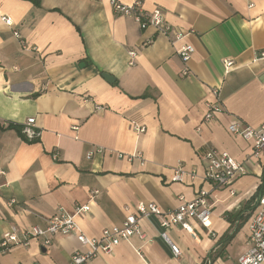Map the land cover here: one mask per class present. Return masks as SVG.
I'll return each mask as SVG.
<instances>
[{"label": "crops", "instance_id": "1", "mask_svg": "<svg viewBox=\"0 0 264 264\" xmlns=\"http://www.w3.org/2000/svg\"><path fill=\"white\" fill-rule=\"evenodd\" d=\"M142 7L162 10L173 33L143 30L117 14L111 0H41L39 6L0 0V239L12 228L22 237L79 206H89L77 223L90 238L122 226L140 203L175 209L199 189H211L202 153L214 148L247 161V173L212 193L210 228L190 218L193 233L165 231L160 217L145 218L146 239L122 241L92 264H238L259 211L254 197L264 182V150L248 161L252 142L232 135L228 125L264 124V58L254 61L264 51V0H143ZM176 31L185 38L174 44ZM182 44L195 49L187 65L177 54ZM131 50L138 52L134 66ZM226 60L235 63L229 73ZM213 88L220 89L224 113L203 123ZM32 118L41 133L33 142L23 133ZM99 148L105 152L88 159ZM139 153L142 159L118 156ZM179 163L196 172L193 183L171 182ZM80 250L73 236L54 237L48 247L33 239L0 254V264H70Z\"/></svg>", "mask_w": 264, "mask_h": 264}, {"label": "built area", "instance_id": "2", "mask_svg": "<svg viewBox=\"0 0 264 264\" xmlns=\"http://www.w3.org/2000/svg\"><path fill=\"white\" fill-rule=\"evenodd\" d=\"M143 0H136L132 5H126L118 0H111V5L117 14L134 18L143 30L153 28L157 34L170 36L173 33L172 26L167 23L162 10L154 9L151 12L144 11L142 7ZM252 6V4H250ZM3 21L9 25H13V21L9 17H3ZM20 38L18 32L15 33ZM185 35L176 31L172 42L174 44L182 42ZM152 40H146L143 45L147 46ZM24 48L27 47L23 43ZM195 49L190 44H182L177 49V54L182 62L187 65L193 57ZM130 66L136 64L138 52L131 50L128 53ZM264 58V51L259 53V57L254 60ZM225 73H229L234 69L235 63L231 60L224 61ZM188 74V70H184V75ZM214 101L207 103V111L203 118V123L213 122L217 116L224 113L222 101L220 99V89L213 88L211 91ZM35 119H29L23 129L26 138L34 141L39 139L41 133L33 128ZM75 130L78 127H74ZM199 130V129H198ZM229 132L237 137H241L253 144L252 154L247 159L260 157L264 150V124L260 127L253 128L244 126L240 121H233L228 125ZM136 131L144 133V127H137ZM103 149H95L88 153V159H93L97 155H102ZM121 159H142V155L135 154L132 156L118 155ZM53 158L58 159L54 154ZM205 162L204 182L210 186V190L201 188L196 191L194 199L186 201L182 199L181 205L169 211H163L155 203H140L136 207L135 212L127 215L122 226H114L103 230L102 235L98 238H90L86 236L77 223V217L86 216L89 213V206L77 207L74 214H70L64 210L59 211L46 220L44 227L33 226L22 232L20 237L19 231L12 228L9 232L2 235L0 239V254H5L15 247H27L33 239L41 240L43 247L52 244V239L57 236H73L77 239L83 250L77 251L71 257L70 264H92L99 256L111 253L122 241H130L133 237L139 236L146 239L141 231L140 222L142 219L152 216L161 218V227L166 231L169 228L180 227L182 230L193 233V228L188 223V219L194 218L199 224L205 228L211 227L212 206L210 197L212 193L220 189L229 188L238 179L247 173L246 162H238L227 152H222L214 148H209L202 153ZM5 175L0 171V177ZM197 178L196 172H189L184 169L183 163H179L173 168L171 182L189 184L193 183ZM95 191L94 194H97ZM234 194V193H233ZM259 211L250 222L248 243L249 249L243 253L238 264H264V192L259 196ZM162 237L170 244L172 253L175 257H180L182 251L176 244L170 242L166 232L162 233Z\"/></svg>", "mask_w": 264, "mask_h": 264}, {"label": "trees", "instance_id": "3", "mask_svg": "<svg viewBox=\"0 0 264 264\" xmlns=\"http://www.w3.org/2000/svg\"><path fill=\"white\" fill-rule=\"evenodd\" d=\"M26 1H30V2H32L34 5H36V6H39L40 5V3H41V0H26ZM10 127H13V128H15L18 132H21V127H19L18 125H11ZM27 139V138H26ZM28 140V139H27ZM29 141H31V140H29ZM35 141V140H34ZM31 142H33V141H31ZM264 192V182H262V184L259 186V188H258V190H257V193H256V195H255V197H254V199H256L257 198V200H258V198H259V196L262 194ZM211 262H208L207 264H210Z\"/></svg>", "mask_w": 264, "mask_h": 264}, {"label": "water", "instance_id": "4", "mask_svg": "<svg viewBox=\"0 0 264 264\" xmlns=\"http://www.w3.org/2000/svg\"><path fill=\"white\" fill-rule=\"evenodd\" d=\"M103 77L109 82V83H113L114 79L111 75L107 74V73H103Z\"/></svg>", "mask_w": 264, "mask_h": 264}]
</instances>
